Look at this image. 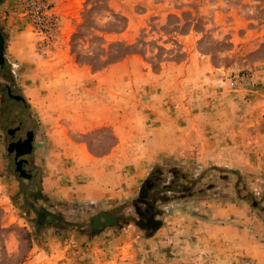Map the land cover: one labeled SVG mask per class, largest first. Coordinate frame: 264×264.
Segmentation results:
<instances>
[{
  "label": "rangeland",
  "instance_id": "374dc122",
  "mask_svg": "<svg viewBox=\"0 0 264 264\" xmlns=\"http://www.w3.org/2000/svg\"><path fill=\"white\" fill-rule=\"evenodd\" d=\"M0 31L6 80L36 133L28 186L7 143L17 121H0V264H163L169 246L150 237L217 203L240 209L218 220L238 224L239 239L247 229V247L251 214L264 238V0H5ZM120 137L122 166L145 173L135 194L50 188L72 185L74 140L105 156ZM157 167L176 190L151 231L132 202ZM41 207L63 224L40 222ZM102 211L121 220L93 234ZM220 261L251 264V251L222 248Z\"/></svg>",
  "mask_w": 264,
  "mask_h": 264
},
{
  "label": "crops",
  "instance_id": "0c3cea01",
  "mask_svg": "<svg viewBox=\"0 0 264 264\" xmlns=\"http://www.w3.org/2000/svg\"><path fill=\"white\" fill-rule=\"evenodd\" d=\"M119 139L118 145L105 156L95 154L85 142L74 140L69 153L73 158L69 171L72 185L67 187L58 184L53 187L51 185L50 188L63 195L71 194L78 198L98 201L135 194L145 173L125 170L126 168L120 163L124 143L123 138ZM44 180L48 182L47 178ZM208 205L211 206V202ZM221 205L223 207L220 208ZM214 206L215 210L209 215L210 217H197L195 222L187 219L182 221V217H171L163 228L150 237L151 240L158 239L162 246H169L168 255L165 257L167 262L163 264H220L222 248L235 251L247 248L251 251V264H264V238L258 237L257 234V230L261 229L262 225L256 217L251 214V244L247 247L244 240L250 236L246 232L247 229L241 227L244 231L241 230V239H239L238 224L233 222L226 224L223 223L224 220H218L224 219V216H233V212L236 215L240 214V209L227 203H217ZM189 252L191 254L196 252L198 257L192 258L194 260L191 261Z\"/></svg>",
  "mask_w": 264,
  "mask_h": 264
},
{
  "label": "flooded vegetation",
  "instance_id": "af4514ba",
  "mask_svg": "<svg viewBox=\"0 0 264 264\" xmlns=\"http://www.w3.org/2000/svg\"><path fill=\"white\" fill-rule=\"evenodd\" d=\"M5 0H1L0 3L4 2ZM7 67V61L4 64L3 68H0V78L2 77V79H0V95H1V101H0V121H5L10 118L12 120H16V124H13L11 126H8L6 131H8V137H7V143L8 145H10V151L12 152V154L16 153V148L14 150L11 149V143H15L17 141H24L27 140L30 137V132L33 131V129L31 127L28 126V123L31 119V115L28 112V109L25 106V102L22 99H17L15 97H13L14 95H19L18 93H15V86L14 83L7 81L6 80V72H5V68ZM17 103H21L22 106L18 105ZM18 109L16 112L15 110ZM36 135V133L34 134V136ZM35 140V138H34ZM35 144V142H34ZM34 152V146L32 148V152L29 154H21L18 156V160L23 159L22 162V167L25 168L26 170L31 171L33 169L32 165L33 164V160L31 158L32 154ZM17 161V160H16ZM33 176L30 178H27L26 180V185H31V183L34 180L35 174L32 172L31 173ZM38 190V189H37ZM33 192V191H32ZM35 192V191H34ZM37 192V191H36ZM34 197V196H33ZM40 193H38L36 195V199H39ZM60 215V214H59ZM50 216L46 215L45 216V220L47 221L46 223H48ZM55 221H57L58 223L63 224V218L60 215L59 219H56ZM56 222V223H57Z\"/></svg>",
  "mask_w": 264,
  "mask_h": 264
},
{
  "label": "trees",
  "instance_id": "16d2710c",
  "mask_svg": "<svg viewBox=\"0 0 264 264\" xmlns=\"http://www.w3.org/2000/svg\"><path fill=\"white\" fill-rule=\"evenodd\" d=\"M175 184L174 181L166 183L163 173L158 167L147 176L141 185L138 197L134 198L132 202L140 217L138 222L142 227L151 231L159 227L160 221L156 218L159 214L158 202L169 200L165 192L175 191ZM180 187V190L191 193L192 188L186 189L184 185H180Z\"/></svg>",
  "mask_w": 264,
  "mask_h": 264
},
{
  "label": "water",
  "instance_id": "95a60500",
  "mask_svg": "<svg viewBox=\"0 0 264 264\" xmlns=\"http://www.w3.org/2000/svg\"><path fill=\"white\" fill-rule=\"evenodd\" d=\"M4 49H5V37L2 31H0V67L3 66L6 60L4 56ZM13 97L23 100V97L20 95H17V96L14 95ZM25 106L27 107V104H25ZM33 145H34V131H31L30 137L27 140L11 143L12 150L16 148V155L14 156V158H17L21 154H28L32 152ZM22 162H23V159L17 160V169L21 172V175H24L27 178L32 177V175L27 173L26 170L22 167ZM38 193H41V191L35 192V194H38ZM46 215H49L51 217V221H54V219L60 218V216H58L55 213H52L45 207H41L39 210V215H38L39 221L41 222L45 220ZM120 220H121L120 216H112L109 212L102 211L99 214H97L95 217H93L92 219V223H91L92 233L96 234L101 230V228L113 225Z\"/></svg>",
  "mask_w": 264,
  "mask_h": 264
}]
</instances>
